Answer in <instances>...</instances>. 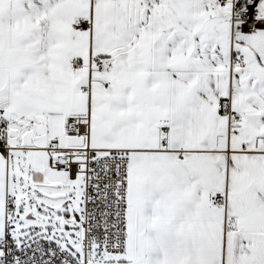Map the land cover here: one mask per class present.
<instances>
[{
	"label": "snow or ice",
	"instance_id": "snow-or-ice-1",
	"mask_svg": "<svg viewBox=\"0 0 264 264\" xmlns=\"http://www.w3.org/2000/svg\"><path fill=\"white\" fill-rule=\"evenodd\" d=\"M0 264H264V0H0Z\"/></svg>",
	"mask_w": 264,
	"mask_h": 264
}]
</instances>
